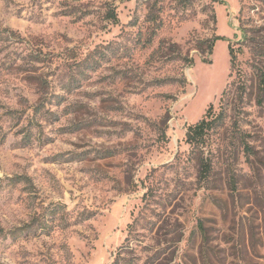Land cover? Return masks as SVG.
<instances>
[{
    "label": "rangeland",
    "instance_id": "obj_1",
    "mask_svg": "<svg viewBox=\"0 0 264 264\" xmlns=\"http://www.w3.org/2000/svg\"><path fill=\"white\" fill-rule=\"evenodd\" d=\"M258 47L264 0H0V264H264Z\"/></svg>",
    "mask_w": 264,
    "mask_h": 264
},
{
    "label": "trees",
    "instance_id": "obj_2",
    "mask_svg": "<svg viewBox=\"0 0 264 264\" xmlns=\"http://www.w3.org/2000/svg\"><path fill=\"white\" fill-rule=\"evenodd\" d=\"M117 20L115 13L111 14V17ZM219 39V36H216L211 42L210 49L214 48L215 43ZM251 44H257L256 39H250ZM230 55L232 57V67H234V56L232 47L229 46ZM256 52L259 53L261 57L264 58V48H256ZM253 70L255 77L257 79L258 85V95L256 97V103L258 107L264 106V67L261 62L255 63L253 65ZM232 86L235 83L231 84ZM212 110V109H211ZM228 115L225 112H221L218 115H212L211 112L208 113L201 121L197 124L192 125L188 128L186 133V143L191 147V155L194 156L200 167L201 175L204 180L208 179L211 170H212V160L210 156H206V153L209 152L208 149L211 147V139L213 136L218 135V133L225 128ZM245 153L249 156L253 153V148L248 144L244 143ZM210 154V153H209ZM114 264H119L118 260Z\"/></svg>",
    "mask_w": 264,
    "mask_h": 264
}]
</instances>
